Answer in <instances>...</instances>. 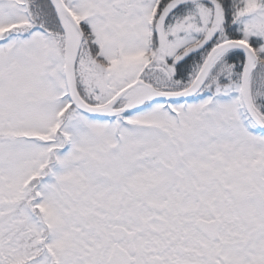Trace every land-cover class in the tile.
<instances>
[{"label":"snow or ice","instance_id":"obj_1","mask_svg":"<svg viewBox=\"0 0 264 264\" xmlns=\"http://www.w3.org/2000/svg\"><path fill=\"white\" fill-rule=\"evenodd\" d=\"M0 264H264V0H0Z\"/></svg>","mask_w":264,"mask_h":264}]
</instances>
